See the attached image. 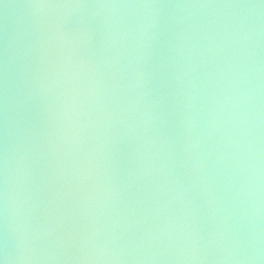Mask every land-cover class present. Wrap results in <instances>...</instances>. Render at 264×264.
Masks as SVG:
<instances>
[{
	"label": "water",
	"instance_id": "water-1",
	"mask_svg": "<svg viewBox=\"0 0 264 264\" xmlns=\"http://www.w3.org/2000/svg\"><path fill=\"white\" fill-rule=\"evenodd\" d=\"M0 264H264V0H0Z\"/></svg>",
	"mask_w": 264,
	"mask_h": 264
}]
</instances>
